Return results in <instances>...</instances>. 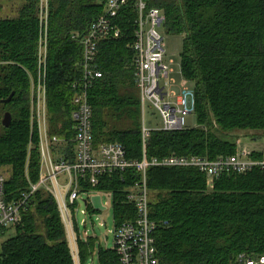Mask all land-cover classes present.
<instances>
[{
	"label": "trees",
	"instance_id": "16d2710c",
	"mask_svg": "<svg viewBox=\"0 0 264 264\" xmlns=\"http://www.w3.org/2000/svg\"><path fill=\"white\" fill-rule=\"evenodd\" d=\"M19 3L17 16L0 19V169H6L8 201L37 184L39 132L32 124V82L39 76L41 0ZM108 0H48L45 70L48 122L52 135L71 139L73 84L82 77L83 47L72 40L87 34ZM165 15L168 33L184 37L181 72L194 84L197 127L152 130L148 160L234 156L239 133L264 139V0H147ZM135 14L132 3L119 14L118 39L102 41L97 55L103 77L89 92L96 146L119 143L133 161L143 159L141 94L137 83ZM13 94L9 103H4ZM12 115L9 128L3 126ZM238 138V137H237ZM264 152H252L262 159ZM140 178L136 169L107 177L98 191L114 194L115 224L136 218L127 190ZM150 217L159 264H234L237 256H264V171L226 174L208 186L197 169L150 168ZM93 212V209H91ZM0 252V264H74L57 202L39 190L21 223ZM9 232V231H8ZM80 264L95 253L100 264H118L112 249L78 239ZM97 251V252H96Z\"/></svg>",
	"mask_w": 264,
	"mask_h": 264
},
{
	"label": "built area",
	"instance_id": "2783aa9c",
	"mask_svg": "<svg viewBox=\"0 0 264 264\" xmlns=\"http://www.w3.org/2000/svg\"><path fill=\"white\" fill-rule=\"evenodd\" d=\"M131 3L137 15L133 50L136 54L137 83L143 110V159L140 162L130 160L125 147L119 143L95 145L93 108L89 101L90 90L103 77L97 64L99 44L105 40L120 38L121 29L116 21L123 9ZM48 13V0H41L39 76L37 82H32L35 86V89H32V124L38 127L41 156L39 181L37 184L31 183L28 192L10 202L7 200L5 190L7 178L0 174V238L21 223L30 200L37 191L44 190L52 194L57 202L74 264H80L78 239L91 238L87 235L82 237L79 232L75 217L79 202L86 197L83 202L87 210L91 211L92 197L100 195L102 202L103 196H106L113 207L114 194L111 191H98V188L103 185L105 178L136 169L140 178L127 190L126 198L127 203L135 207L137 215L133 220L116 225L113 250L118 257V264H159L154 238L157 224L150 217L148 170L197 169L207 177L208 186L213 187L214 182L226 174L241 175L254 169L264 171V156L262 159H254L252 153L237 152L234 156L219 157L216 160L200 156L175 155L147 159L145 144L152 130L146 127V109L150 108L154 115L161 119L162 131L175 132L187 128L186 118L194 113L195 108L193 93L184 92V95L178 96L171 91L176 83L171 79L174 71L165 61L164 38L159 32L165 25V15L159 9L149 8L147 0H108L104 13L91 22L87 34L84 36L75 34L72 37L74 42L83 47V59L80 63L82 77L72 86L74 135L71 139L52 135L48 122L45 84ZM186 85L184 82V88ZM93 212L100 211L93 209ZM234 264H264V256L240 254Z\"/></svg>",
	"mask_w": 264,
	"mask_h": 264
},
{
	"label": "rangeland",
	"instance_id": "374dc122",
	"mask_svg": "<svg viewBox=\"0 0 264 264\" xmlns=\"http://www.w3.org/2000/svg\"><path fill=\"white\" fill-rule=\"evenodd\" d=\"M18 9L19 3L10 0H0V19L16 17ZM159 32L164 38L166 52L165 61L174 71L173 74H171V79L176 83L171 88V91L175 92L178 96L184 95V92L194 93V84L187 83L181 72V53L184 49V37L182 35L168 33L165 25L159 29ZM184 82L187 83L186 88L183 86ZM32 89H35L34 83H32ZM145 123L149 130H160L162 127L161 119L155 116L150 108H147L145 111ZM186 124L188 128L197 127L195 113L190 114L186 118ZM237 137L233 140L238 145V152H264V139H260L259 136L253 133H239ZM0 174L6 178L9 176L6 169H0ZM85 200L86 197L81 199V202H79L80 206L77 212H75L80 234L82 237L87 235L88 238L94 239L97 249L101 246L105 249L112 250L115 244L116 230L114 208L110 205L109 199L103 196V202L108 207V210L105 212H91L87 210L83 202ZM14 235L15 230L11 229L4 237L0 238V252L3 249V244ZM89 264H100L96 253Z\"/></svg>",
	"mask_w": 264,
	"mask_h": 264
},
{
	"label": "water",
	"instance_id": "95a60500",
	"mask_svg": "<svg viewBox=\"0 0 264 264\" xmlns=\"http://www.w3.org/2000/svg\"><path fill=\"white\" fill-rule=\"evenodd\" d=\"M12 97L13 94L8 100L4 101V103H9L12 100ZM11 123H12V115L10 113H6L3 119V126L9 128L11 126ZM91 205L93 209L96 211L104 212L107 210V207L104 206L102 202V197L100 195H96L92 197Z\"/></svg>",
	"mask_w": 264,
	"mask_h": 264
}]
</instances>
